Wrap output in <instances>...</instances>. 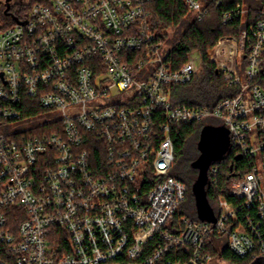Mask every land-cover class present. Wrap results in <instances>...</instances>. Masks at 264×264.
I'll use <instances>...</instances> for the list:
<instances>
[{
  "label": "built area",
  "instance_id": "obj_1",
  "mask_svg": "<svg viewBox=\"0 0 264 264\" xmlns=\"http://www.w3.org/2000/svg\"><path fill=\"white\" fill-rule=\"evenodd\" d=\"M155 1L0 2V264H211L214 237L264 261V0L222 13L243 29L213 49L234 94L212 109L174 104L200 57L177 66L181 34L151 31ZM172 1L184 29L222 5ZM212 119L247 168L231 183L237 201L212 208L215 223L177 219L186 186L171 176L173 126ZM179 248L188 260L165 259Z\"/></svg>",
  "mask_w": 264,
  "mask_h": 264
},
{
  "label": "trees",
  "instance_id": "obj_2",
  "mask_svg": "<svg viewBox=\"0 0 264 264\" xmlns=\"http://www.w3.org/2000/svg\"><path fill=\"white\" fill-rule=\"evenodd\" d=\"M222 5L217 7L212 5L209 14L202 20L188 21L185 32L180 36V40L174 46V58L178 62V67L185 63L187 56L191 52L198 53L200 66L193 82L186 86H173L171 96L175 105H186L191 107H208L212 109L220 100L233 96L234 92L227 87L230 79L228 75L218 73V67L213 59L214 47L228 37L237 36L243 29L239 23L223 25L222 13L229 11L237 4L245 3L246 0H221ZM256 1V2H255ZM32 1L30 4H34ZM251 8L258 7L257 0H253ZM149 22L151 31L158 38L166 41L168 32H177L186 23L187 12L181 5L172 0H158L148 6ZM175 42V40H173ZM206 125H213V122L204 121L193 124H177L173 126L172 138L175 146V162L171 171V176L186 186V196L188 195L193 203V211L186 216L180 207L178 218L186 216L193 221H199L195 207V199L191 193L198 171L192 168V163L198 158L199 151L196 147L199 141L201 130ZM220 126V125H217ZM189 148L191 149L189 151ZM215 164L220 165V173L217 176L216 184L206 186L207 199L213 209L218 207L222 201L230 204L236 203V199L231 196L230 189L232 181L246 172L247 168L243 160L238 159L235 154L228 152ZM186 199V198H185ZM210 253L213 258H221L226 263L231 264H257L251 260H242L235 257L221 240L214 237L210 244ZM152 246H148L147 253H150ZM191 256L189 248H179L167 255V260H188Z\"/></svg>",
  "mask_w": 264,
  "mask_h": 264
},
{
  "label": "water",
  "instance_id": "obj_3",
  "mask_svg": "<svg viewBox=\"0 0 264 264\" xmlns=\"http://www.w3.org/2000/svg\"><path fill=\"white\" fill-rule=\"evenodd\" d=\"M198 158L192 168L198 176L192 186L198 218L202 221L216 222L214 211L207 199L208 170L212 163L219 161L230 149V135L225 126L206 125L200 133L197 144Z\"/></svg>",
  "mask_w": 264,
  "mask_h": 264
},
{
  "label": "rangeland",
  "instance_id": "obj_4",
  "mask_svg": "<svg viewBox=\"0 0 264 264\" xmlns=\"http://www.w3.org/2000/svg\"><path fill=\"white\" fill-rule=\"evenodd\" d=\"M3 1H5V0H0V2H3ZM253 2V0H246L245 1V4L247 5V6H250L251 4H253L252 3ZM5 10H4V8L2 7V6H0V15H2L3 14V12H4ZM20 12H21V10H16L15 11V13L17 14V15H19L20 14ZM2 21V20H1ZM3 22V21H2ZM179 32H175V31H171V37H174L173 39H171V40H177L178 38H179V35L180 34H182L184 31H185V29L184 28H182V27H180L179 29ZM209 122H213V124L214 125H222V123L219 121V120H214V119H212V120H208V123ZM197 144H198V142H197ZM197 144H196V147H197ZM191 149L189 148V151H190ZM191 193L193 194V192H192V189H191ZM189 195V194H188ZM186 196V199H185V201L181 204V206L180 207H182V208H184V212H185V214H186V216H189V214H191L192 213V211H193V203H192V200H191V198L189 197V196ZM194 196V195H193ZM195 199V198H194ZM194 203H195V201H194ZM195 207H196V205H195ZM188 218V217H187ZM217 261H220V259H217ZM222 264H231V263H226L225 261L224 262H222ZM257 264H264V261H260V262H258Z\"/></svg>",
  "mask_w": 264,
  "mask_h": 264
},
{
  "label": "crops",
  "instance_id": "obj_5",
  "mask_svg": "<svg viewBox=\"0 0 264 264\" xmlns=\"http://www.w3.org/2000/svg\"><path fill=\"white\" fill-rule=\"evenodd\" d=\"M217 259H220V261H217ZM224 262L221 258H215L211 264H222Z\"/></svg>",
  "mask_w": 264,
  "mask_h": 264
},
{
  "label": "flooded vegetation",
  "instance_id": "obj_6",
  "mask_svg": "<svg viewBox=\"0 0 264 264\" xmlns=\"http://www.w3.org/2000/svg\"><path fill=\"white\" fill-rule=\"evenodd\" d=\"M10 3H13V5H14V2H13V0H12V1L10 0Z\"/></svg>",
  "mask_w": 264,
  "mask_h": 264
}]
</instances>
